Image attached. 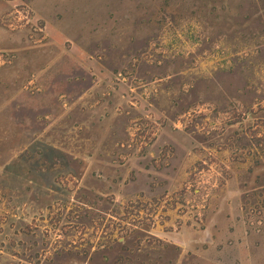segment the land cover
<instances>
[{
    "label": "rangeland",
    "instance_id": "rangeland-1",
    "mask_svg": "<svg viewBox=\"0 0 264 264\" xmlns=\"http://www.w3.org/2000/svg\"><path fill=\"white\" fill-rule=\"evenodd\" d=\"M0 264H264V0H0Z\"/></svg>",
    "mask_w": 264,
    "mask_h": 264
}]
</instances>
